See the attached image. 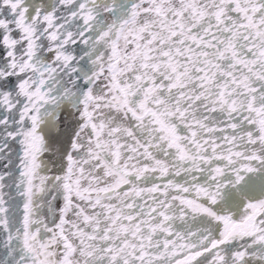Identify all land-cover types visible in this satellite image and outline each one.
<instances>
[{"label": "snow or ice", "instance_id": "1", "mask_svg": "<svg viewBox=\"0 0 264 264\" xmlns=\"http://www.w3.org/2000/svg\"><path fill=\"white\" fill-rule=\"evenodd\" d=\"M0 264H264V0H0Z\"/></svg>", "mask_w": 264, "mask_h": 264}]
</instances>
